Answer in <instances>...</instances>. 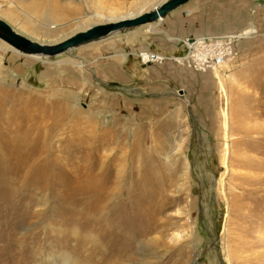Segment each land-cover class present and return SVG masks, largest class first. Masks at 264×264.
Wrapping results in <instances>:
<instances>
[{
    "label": "rangeland",
    "instance_id": "obj_1",
    "mask_svg": "<svg viewBox=\"0 0 264 264\" xmlns=\"http://www.w3.org/2000/svg\"><path fill=\"white\" fill-rule=\"evenodd\" d=\"M152 1L0 0V18L51 42ZM188 38L231 42L219 76L173 58L187 53ZM146 51L170 58L146 60ZM32 127L69 162L56 187L63 200L92 172L88 157L97 151L96 172L114 180L101 203L121 207L107 218L158 225L129 259L103 264H264V0H193L150 31L53 58L0 44V146ZM82 132L92 135L84 145L76 143ZM25 191L2 201L13 205ZM35 196L32 209L43 215L0 229V264H55L65 252L94 264L92 254H109L108 236L93 244L61 222L49 188Z\"/></svg>",
    "mask_w": 264,
    "mask_h": 264
},
{
    "label": "bare ground",
    "instance_id": "obj_2",
    "mask_svg": "<svg viewBox=\"0 0 264 264\" xmlns=\"http://www.w3.org/2000/svg\"><path fill=\"white\" fill-rule=\"evenodd\" d=\"M164 1L166 0H153L151 2L152 3L151 7L145 11L138 12L135 14L131 13V15L129 14L127 16H119L118 18L109 19V20H106L105 22L120 19V18L137 16L143 12H146V11H149L155 8L157 5L163 3ZM177 9L172 10L170 13H172L173 11ZM170 13H168L165 17L159 18L157 21L146 23V24L137 26L135 28H145L148 31H150L152 24H156V23L164 21V19ZM135 28H132V29H135ZM132 29H126L124 31L115 32L104 39L92 41L87 44H92V43L100 42L103 40H109V39H112L113 36L119 35L120 32H125V31L132 30ZM246 32L249 33V30H247ZM29 37L36 40L35 38L31 36ZM66 38L67 37L63 38L62 40ZM62 40L59 39V41L57 40V41H51V42L39 41V40L37 41L41 43L54 44V43L61 42ZM198 40H194V41L198 42ZM191 41H193V39L189 40V44H191L190 43ZM0 44L8 45L9 47H12L10 44L5 42L4 40H1ZM87 44H84V45L86 46ZM12 49L16 50L17 52L25 56L26 55L29 57L33 56L35 58L36 57L37 58L38 57L39 58H53V57L62 55V54H59V55L51 57V56H46L42 54H27L14 47H12ZM227 49L230 50V48L228 47ZM143 56L145 57L146 60H149L151 54L148 51H146L143 53ZM227 62L228 61L225 60L222 63H220L219 66H224L227 64ZM200 69L204 70L205 68H200ZM213 70L215 71V74L219 76V74L217 73L219 72L218 68L214 67ZM78 137L76 138V143L84 145L87 143L89 138H92V135L90 134L86 136L82 132V133H79ZM93 139H95V137H93ZM8 142H14V143L13 144L11 143V145L8 148H3L0 146V173H1L0 188L3 189V192H0V201L15 198L14 195L17 194V192H19V190L22 187L23 189L24 187H26V191L25 193H23V196L21 198H18L19 199L18 202L13 205L12 203L7 204L4 201H2V203L4 202V204H6L3 206H7V208H9L10 210L6 211L7 212L6 214L9 217L6 223L4 222V220L6 219L0 220V226H1L0 229L3 228L4 231L6 229L12 230V228H14L17 225H21L23 220L30 218L34 214L37 217L43 215L42 214L43 212L41 211L37 212L32 209L33 207L32 202H35V200L37 199V196H35V194L44 193V191H47V189L49 188V192H51L53 197L55 196L54 197L56 198L55 200L58 201L56 210L58 214L61 216V219H62L61 222H63V224H67V223L74 224L76 234H79L80 230H83L85 232L84 234L88 238V242L90 241L93 244H98L99 242L104 241L105 236L106 237L108 236L106 238L107 239L106 243H108L109 254L107 253L106 256H102L96 253L90 256V258H92V260H94L96 264H103L105 261H108V260L110 261L114 259H116L114 261H119V262H123L124 260L129 259L131 256H133L134 248L136 247V243H138L139 240L143 239V237H147L153 234L154 232H157L158 225L155 223V220L153 219H151L150 222L141 223V224H135L131 222L125 225H119V221L116 218L114 217L107 218L108 214L116 215L118 210L121 209V207L120 205H117V204L106 206L104 204L102 205L101 203L102 199H104L105 197L106 192H109V193L114 192L112 191V183L114 180L112 177L104 178L102 173L96 172L97 168L99 167V163H98L99 157H100L99 152L93 151L92 153H90L91 157H88V161L90 162V170H92V172L87 171L86 176L84 178L85 182L80 186L79 189L75 191L74 194H71V196L69 195L67 199L63 200L62 195L65 194V192L63 193V190L61 191V189L57 190L56 187L58 184L60 186L59 178H61L64 174L67 173V171H64L65 168L63 167V163L64 164L66 163L68 166L69 162H63L62 159L60 158V154L57 153L58 151H56L55 148H53L52 146L48 147L47 141L45 139H40L39 127H34V128L32 127L31 129L21 131L20 133H17V135H15L14 137H11L10 139H8L6 143ZM43 154H46V155L44 156ZM41 155H43V158L42 159L39 158L40 160H38V157ZM78 169L72 170V173H75V174L80 173L77 171ZM21 178L23 182L22 181L20 182L22 183L20 186V184H17V183L19 182V180H21ZM64 185L65 184L63 183L62 187ZM40 200H42V198ZM86 200H87V203H85ZM2 203L0 202V205ZM43 204L47 205L46 196H44ZM20 207H23L21 213H20ZM5 210H8V209H6V207H0V218ZM154 240H155V237L154 238L152 237V239H150L151 242H153ZM87 259H89V256H87ZM76 260L78 259H76V257H74L73 254L65 252V253H62V255L60 256L59 261H55V264L57 263L58 264H76Z\"/></svg>",
    "mask_w": 264,
    "mask_h": 264
},
{
    "label": "water",
    "instance_id": "obj_3",
    "mask_svg": "<svg viewBox=\"0 0 264 264\" xmlns=\"http://www.w3.org/2000/svg\"><path fill=\"white\" fill-rule=\"evenodd\" d=\"M192 0H166L155 8L143 12L134 17L120 18L95 24L85 30L76 32L61 42L48 44L41 43L29 36L17 31L9 22L0 18V39L4 40L12 47L27 54H42L46 56H56L65 54L78 46L104 39L112 33L132 29L137 26L157 21L165 17L172 10L177 9Z\"/></svg>",
    "mask_w": 264,
    "mask_h": 264
},
{
    "label": "built area",
    "instance_id": "obj_4",
    "mask_svg": "<svg viewBox=\"0 0 264 264\" xmlns=\"http://www.w3.org/2000/svg\"><path fill=\"white\" fill-rule=\"evenodd\" d=\"M194 39L190 42L191 44L188 43L189 38L184 40V44L188 50L187 53L183 56H173V58L178 57L183 59V62L195 68L209 69L217 67L220 63L229 59L230 52L227 49L229 47V40L224 43L221 41L209 42L204 38H200V42H196ZM150 54V61L164 60L162 58L165 57L152 52Z\"/></svg>",
    "mask_w": 264,
    "mask_h": 264
},
{
    "label": "crops",
    "instance_id": "obj_5",
    "mask_svg": "<svg viewBox=\"0 0 264 264\" xmlns=\"http://www.w3.org/2000/svg\"><path fill=\"white\" fill-rule=\"evenodd\" d=\"M166 57V59L168 60L170 57H167V56H165ZM165 60V59H164Z\"/></svg>",
    "mask_w": 264,
    "mask_h": 264
}]
</instances>
